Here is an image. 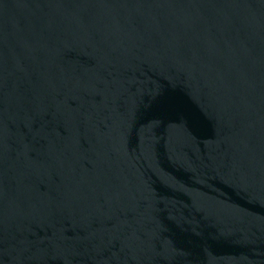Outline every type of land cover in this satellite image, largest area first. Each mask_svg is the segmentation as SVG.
Masks as SVG:
<instances>
[{
	"label": "water",
	"instance_id": "obj_1",
	"mask_svg": "<svg viewBox=\"0 0 264 264\" xmlns=\"http://www.w3.org/2000/svg\"><path fill=\"white\" fill-rule=\"evenodd\" d=\"M0 264H264V0H0Z\"/></svg>",
	"mask_w": 264,
	"mask_h": 264
}]
</instances>
